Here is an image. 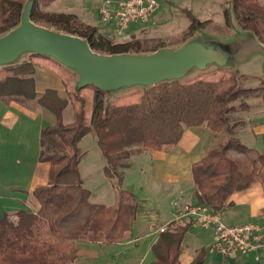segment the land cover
<instances>
[{"label":"trees","instance_id":"16d2710c","mask_svg":"<svg viewBox=\"0 0 264 264\" xmlns=\"http://www.w3.org/2000/svg\"><path fill=\"white\" fill-rule=\"evenodd\" d=\"M26 1L0 0V36L19 25ZM56 1L59 0H36L32 20L86 39L95 52L148 54L167 47L157 41L135 39L116 43L103 35L99 26L86 24L75 15L50 14L40 8L44 2L47 6ZM231 6L225 11L228 27L235 28V19L241 31L254 33L264 45V0H231ZM183 12L191 25L181 44L203 30V23L192 11L183 9ZM38 67L58 76L67 94L65 99L55 90L37 93ZM238 78L231 69H211L150 90L135 88L109 97L94 86L75 93V73L43 56L32 54L18 65L0 68L1 102H35L57 119L54 126L42 133L40 161L49 163L51 171L48 185L37 188L31 195L33 205L38 204V208L0 217V264H74L80 243L121 244L133 240L138 197L131 191L118 190L115 205H97L91 201L92 193L84 187L79 175L83 157L80 144L90 134L96 136L106 161L104 176L123 182L119 170L128 167L132 157L176 146L187 129L205 127L215 137L226 133L228 141L214 147L192 167L197 204L216 213L230 206L234 194L255 184L264 185V155L236 137V130L244 122L230 120L231 113L250 110L245 102L248 99H259L264 105V82L260 88L236 90ZM225 84L232 86L222 93L220 89ZM68 107L74 119L65 124ZM55 138L63 149L47 153L45 141ZM232 152L249 160V172L241 170ZM192 225L193 221L183 220L169 224L168 231L153 247L152 264H181L184 240ZM207 252L200 250L190 264H204Z\"/></svg>","mask_w":264,"mask_h":264},{"label":"crops","instance_id":"0c3cea01","mask_svg":"<svg viewBox=\"0 0 264 264\" xmlns=\"http://www.w3.org/2000/svg\"><path fill=\"white\" fill-rule=\"evenodd\" d=\"M35 81L39 95L55 90L61 98H66L61 80L53 72L38 67ZM247 116V133H243L245 136L242 143L264 155V108L256 107L253 111L251 109ZM56 123V116L35 102L21 104L0 101V217L35 209L31 195L37 188L48 185L51 171L49 163L40 161L42 133ZM216 141L217 137L207 128H190L176 146L153 152L152 166L156 169L155 172L162 173V180L171 186L169 193L175 195L174 201L179 203L178 206L173 210L153 208V199L143 196L140 198L135 194L139 203L133 226V240L121 244L80 243L78 260L74 264H114L116 257H120L121 264H144L145 257H149L150 252L153 254V247L162 235L158 232L159 229L165 225L169 227L174 221H180L186 206L198 205L192 167L216 147ZM102 168H105L103 163L100 164V169ZM108 195L111 206L115 205L117 195ZM229 203L230 206L219 213L227 225H264L263 184H255L247 191L234 194ZM167 218L170 220H166ZM181 220L187 223L193 221L184 240L181 264H190L203 249L208 251L204 264H264L262 251L227 256L215 252L212 249V230L203 228L200 222L191 218ZM188 237L190 242L186 244ZM102 245H110L112 248L106 247L103 250L100 247ZM144 245H148L144 256L135 257V253ZM116 248L121 249L115 250ZM154 261L155 257L151 264Z\"/></svg>","mask_w":264,"mask_h":264},{"label":"rangeland","instance_id":"374dc122","mask_svg":"<svg viewBox=\"0 0 264 264\" xmlns=\"http://www.w3.org/2000/svg\"><path fill=\"white\" fill-rule=\"evenodd\" d=\"M105 1L106 0H59L47 6L44 2V5L42 4L40 8L42 11L50 14L75 15L86 24L99 26L101 27V33L113 39L116 43H128L135 39L138 41H157L159 44L166 45L167 47H181L183 44L180 42L183 39L184 33L191 25L190 19L183 12V9L192 11L203 23V30L194 36L196 38L208 36L225 41L234 39L250 40L253 37L250 31H241L235 19L233 21L235 26L234 29L229 28L226 24L225 11L232 7L231 0H160V7L153 16L143 22L132 25L129 29L125 30L122 35L117 34L114 25L109 24L108 26V24H103L101 22L100 8ZM53 30L58 31L56 29ZM247 32L250 33L245 34ZM168 44L170 46H168ZM28 57L29 56L25 57L22 62ZM263 63L264 59L262 55L256 53L246 63L238 65L234 70L231 69L236 72L237 77H239L236 83V90L260 88L264 82ZM231 86L232 84H225L220 89V92H227ZM243 100L244 99L238 101L239 106L243 103ZM245 102L248 103L252 111L256 107L264 108V105L259 99L251 98ZM247 113L248 112H242V110L239 109L230 115L231 123L244 122V124L236 130V137L241 142L243 141L242 138L245 136L243 133H247ZM73 119L74 115L72 109L68 107L64 113V123L69 124ZM216 137V147L226 143L229 139L226 133L216 135ZM44 148L47 153L57 152V150L63 149L58 138H55V141L46 140ZM80 150L83 157L78 172L84 182V187L92 193L91 201L93 203L109 207L111 204L110 201H108V194L117 195V191L122 190L131 191L140 198L142 196L145 198L150 197V199L154 201L153 208L173 210V208L175 209L178 206L179 203L174 201L175 195L169 193L171 186L162 180V173L155 172L156 169L152 166L151 155L153 152H145L142 155L132 157L130 165L119 170L120 174L124 177V181L120 182L118 179H107L104 176L103 168L102 170L100 169V164L103 163L104 166H106V161L101 154L97 138L94 134L88 135L84 141L81 142ZM231 156L238 162L243 172L250 171L251 163L244 155L232 152ZM173 189H175V186ZM147 202L151 205L150 201ZM35 208H38V204H35ZM166 220L170 219L167 218ZM201 225L203 228H206L202 223ZM189 242L190 237L187 238L186 244ZM100 247H102L103 250H105L106 247L112 248L110 245H102ZM119 249L121 248H116L115 250ZM147 250L148 245H144L143 248L140 247L138 249L139 252L135 253V257L136 255L144 256ZM119 258L120 257H116V262L114 264H121L122 261H120ZM153 260L154 256L152 252H150V256L145 257L144 264H151Z\"/></svg>","mask_w":264,"mask_h":264},{"label":"water","instance_id":"95a60500","mask_svg":"<svg viewBox=\"0 0 264 264\" xmlns=\"http://www.w3.org/2000/svg\"><path fill=\"white\" fill-rule=\"evenodd\" d=\"M35 1L27 0L19 25L0 36V68L18 65L32 54L53 59L75 73L77 94L94 86L114 97L135 88L150 90L182 81L196 72L234 70L256 53L264 59V45L252 32L250 40L194 37L179 48L164 47L149 54H101L93 51L86 39L35 23Z\"/></svg>","mask_w":264,"mask_h":264},{"label":"built area","instance_id":"2783aa9c","mask_svg":"<svg viewBox=\"0 0 264 264\" xmlns=\"http://www.w3.org/2000/svg\"><path fill=\"white\" fill-rule=\"evenodd\" d=\"M159 7L160 0H106L100 8L101 22L114 24L117 34L122 35L132 25L153 16ZM183 218H191L212 230V249L221 255L264 252V225H227L219 213L201 205L186 206L180 220ZM167 231L168 226H165L159 233Z\"/></svg>","mask_w":264,"mask_h":264}]
</instances>
